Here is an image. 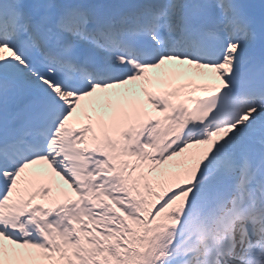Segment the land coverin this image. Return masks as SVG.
<instances>
[{
	"label": "snow or ice",
	"instance_id": "6c2138e0",
	"mask_svg": "<svg viewBox=\"0 0 264 264\" xmlns=\"http://www.w3.org/2000/svg\"><path fill=\"white\" fill-rule=\"evenodd\" d=\"M0 264H264V0H0Z\"/></svg>",
	"mask_w": 264,
	"mask_h": 264
}]
</instances>
